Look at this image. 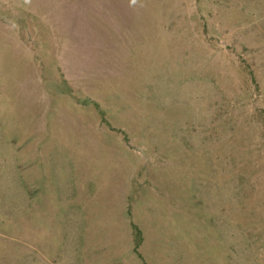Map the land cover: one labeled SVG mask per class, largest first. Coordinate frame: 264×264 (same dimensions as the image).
<instances>
[{
    "label": "rangeland",
    "instance_id": "374dc122",
    "mask_svg": "<svg viewBox=\"0 0 264 264\" xmlns=\"http://www.w3.org/2000/svg\"><path fill=\"white\" fill-rule=\"evenodd\" d=\"M0 264H264V0H0Z\"/></svg>",
    "mask_w": 264,
    "mask_h": 264
},
{
    "label": "trees",
    "instance_id": "16d2710c",
    "mask_svg": "<svg viewBox=\"0 0 264 264\" xmlns=\"http://www.w3.org/2000/svg\"><path fill=\"white\" fill-rule=\"evenodd\" d=\"M133 228L135 229V237H136L137 244L139 245L141 242V231L135 225H133Z\"/></svg>",
    "mask_w": 264,
    "mask_h": 264
}]
</instances>
